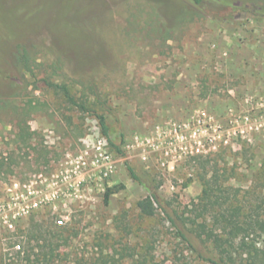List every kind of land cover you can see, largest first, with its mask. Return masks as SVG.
Instances as JSON below:
<instances>
[{"label": "rangeland", "instance_id": "rangeland-1", "mask_svg": "<svg viewBox=\"0 0 264 264\" xmlns=\"http://www.w3.org/2000/svg\"><path fill=\"white\" fill-rule=\"evenodd\" d=\"M213 1L237 8L222 15L188 0H0V205L29 186L38 190L32 197L49 196L11 227L13 206L0 209V264H211L204 257L219 255L264 264V234L249 233L242 248L214 220L231 204L264 220V130L256 122L264 0ZM48 82L68 85L86 109ZM32 131L28 143L17 140ZM99 138L111 171L75 172L77 155L91 161ZM128 167L167 212H140L136 202L148 191ZM201 175L220 184L213 208H202ZM32 216L61 218L56 224L68 230L46 261L39 246L30 260L16 252Z\"/></svg>", "mask_w": 264, "mask_h": 264}, {"label": "trees", "instance_id": "trees-1", "mask_svg": "<svg viewBox=\"0 0 264 264\" xmlns=\"http://www.w3.org/2000/svg\"><path fill=\"white\" fill-rule=\"evenodd\" d=\"M193 5L199 7L202 10L205 11H212L213 12H219L223 14H226L225 12L229 13L231 11H234L237 7H235L232 4V1L229 3H216L213 0H188ZM244 9V8H243ZM3 76V72H2ZM49 86H51L56 92H58L60 95H62L67 102H69L72 105L77 106L78 108L84 110L86 109V103L84 100L79 99L76 97L73 93L70 92V89L68 85L65 83H54V82H48ZM98 122L101 127L102 133L107 134L108 133V125L105 122V118L102 114H98ZM33 131L29 132L28 135H21L19 134L17 140L28 143L33 135ZM16 140V141H17ZM112 143V142H111ZM114 145V143H112ZM208 162V161H207ZM6 163L5 157H0V168L4 166ZM130 170V173L133 178L141 182L145 188L147 189L148 193L145 197L139 199L136 202L137 207L140 209V212L144 215H153L157 209V207L161 208L164 212H167L165 209V206L163 205L161 199L159 198L157 192L155 189H152L151 187L145 185L143 181L139 178L138 175L134 173L131 167H128ZM200 181L202 184V195L200 196V200L204 202L202 203V208L207 209V206H210L214 204H219L217 200V196L213 195L216 193V191H221L220 184L217 181V179L214 177H207L205 175L200 176ZM113 191H108L105 193V200H107L110 193ZM215 197L213 199L212 197ZM220 209L215 213L214 220L217 224H219L220 227L223 228L224 231L227 233V238L235 240L238 237L240 238V246L242 248H245L247 246V243L244 241V237L247 236L251 232H255L258 230L260 233L264 234V220L259 219L257 217H252V214H248L242 211V207L240 205H234L231 204L228 207H219ZM30 229L27 232V241L26 246L21 247L16 252L18 254L24 253L26 258L30 260V254L34 250L35 247H40V254L42 259L46 261L47 259H50L54 256L53 248H51L52 241L63 239L64 232H67V228L65 225H57L56 222L54 223H44L35 221L33 216L30 217ZM169 218L171 220H174L172 216L169 215ZM195 221L192 220V223ZM198 228L194 227L192 230L196 231L197 236L201 237V233H205L206 231L203 229L202 224L196 225ZM199 230V231H198ZM23 232V229L18 228L16 235H19ZM180 235L185 239V241L188 242V244L192 247H194L192 241L189 239V237L181 230L179 229ZM211 234H206L204 236V240H210ZM214 240L217 242V246H221L223 244V241L217 237L214 236ZM39 241H42V243L39 244ZM219 241V242H218ZM14 245V244H12ZM225 251V250H224ZM34 252V251H33ZM207 261H209L211 264H233L227 262L222 256L215 257H204ZM262 258L264 260V252L262 254Z\"/></svg>", "mask_w": 264, "mask_h": 264}, {"label": "built area", "instance_id": "built-area-1", "mask_svg": "<svg viewBox=\"0 0 264 264\" xmlns=\"http://www.w3.org/2000/svg\"><path fill=\"white\" fill-rule=\"evenodd\" d=\"M257 128L260 126L261 129L264 130V102L260 103V107L257 109ZM252 127V126H250ZM92 152H93V159L91 161H87L85 159L84 153H80L77 155L76 158V169L77 171H82V169H86V166H91L99 171L100 176H106L109 171H111V155L110 153L104 148L105 141L104 139H97L95 143L92 145ZM63 176L68 177V171ZM81 182V180H80ZM38 190H31L30 186L28 187V190L26 192H20L19 194L16 193L13 197H11V200L2 202L0 205V209L4 210L6 208H10L13 206L14 210L12 212V215L8 217V226L11 227L12 221L14 219H18L29 212H31L34 209H37L42 202L46 200V198H49L48 195H45V197H32V194H36ZM58 191L56 190L54 193L51 194V198L55 197ZM56 222L58 224H62L63 220L61 218L57 219ZM7 223V220H6ZM16 248H20V245H15Z\"/></svg>", "mask_w": 264, "mask_h": 264}]
</instances>
